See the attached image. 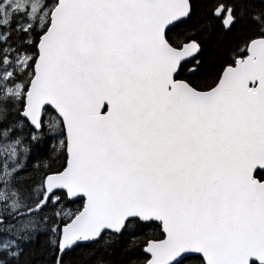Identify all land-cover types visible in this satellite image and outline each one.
<instances>
[{"label":"snow or ice","instance_id":"snow-or-ice-1","mask_svg":"<svg viewBox=\"0 0 264 264\" xmlns=\"http://www.w3.org/2000/svg\"><path fill=\"white\" fill-rule=\"evenodd\" d=\"M0 264H264V0H0Z\"/></svg>","mask_w":264,"mask_h":264}]
</instances>
